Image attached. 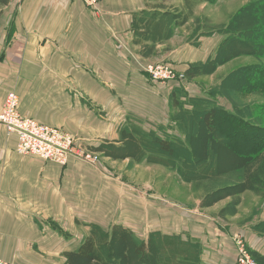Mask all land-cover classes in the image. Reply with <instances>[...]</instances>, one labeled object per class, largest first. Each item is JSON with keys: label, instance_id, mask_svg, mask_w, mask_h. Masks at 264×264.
Returning a JSON list of instances; mask_svg holds the SVG:
<instances>
[{"label": "crops", "instance_id": "1", "mask_svg": "<svg viewBox=\"0 0 264 264\" xmlns=\"http://www.w3.org/2000/svg\"><path fill=\"white\" fill-rule=\"evenodd\" d=\"M96 6L91 11L83 0H8L0 8V108L13 90L22 115L60 127L90 151L123 144L126 120L148 125V131L179 134L169 99L183 101L189 86L177 89L174 83L151 81L131 55L149 62L169 60L184 71L213 55L221 36L173 43V33H167L179 35L185 29L173 23L188 11V0H98ZM183 108H189L188 100ZM14 146L15 137L0 128V258L5 261L67 264L64 253L80 242L77 236L78 244L70 247L74 231L80 225L84 237L90 223L106 230L121 224L134 233L145 228L190 236L200 244L203 264H236L233 233L264 255V233L252 223L233 228L169 197V212L160 213L153 201L138 198L132 217L125 219L117 207L115 217L95 219L92 213L99 205L93 200L108 190L107 177L82 160L71 158L62 166L18 155ZM142 209L148 223L139 222ZM51 220L62 223L71 237H62Z\"/></svg>", "mask_w": 264, "mask_h": 264}, {"label": "rangeland", "instance_id": "2", "mask_svg": "<svg viewBox=\"0 0 264 264\" xmlns=\"http://www.w3.org/2000/svg\"><path fill=\"white\" fill-rule=\"evenodd\" d=\"M258 1L260 0L188 1V11L184 13V16L181 17L179 22L175 23V26H185V29L183 30L182 27L181 31H178L179 35L176 34V31L167 33L168 36L173 33V43L178 44L186 41L196 44V38L198 36H206L214 33L219 34L221 40L216 46L213 55L203 62L189 64L188 68L184 71H177L169 60H163L172 66L176 74H183L186 77V82L184 81V83L179 86L182 89L189 86L187 92L190 93L185 94L186 96H184L183 99L184 102L190 98L205 95V97L210 98L212 101H216V103L229 112H231V110H237L239 113L249 118H259L260 121L264 123V49L258 47V38L261 37V35L254 29L259 22H254L256 18L253 13ZM198 5H202L203 7H198V10H196ZM236 17L238 18V25L243 29L242 34H244L243 38L245 44L237 46L234 44L231 45L228 52L224 50L214 64L209 66L210 64H207V60L215 57L224 39V34L219 30L225 27L228 22L233 21ZM188 22L190 23L186 25L185 23ZM233 47L235 51L238 52L233 55V57L230 56L231 58L226 57L228 53L232 52ZM134 57L137 56L131 55L136 67H139V64L142 62L147 61H142L139 56L137 58ZM204 62L206 63L203 69L193 67ZM187 72H191L193 75L188 77L186 75ZM183 101L181 99V103H183L184 106ZM169 102L170 109H174L172 114H175L174 118L178 120L176 121V127L179 134H172L162 130H151L162 138L174 136L176 138L175 140L181 139L185 141L186 137L191 146L192 155L200 166V177H194L193 175L188 176L185 172V176H182L177 171L180 170V168L177 169L175 167L166 166V163L160 162L161 160L158 159L154 152H151L152 156L150 154L145 155V153H139L136 150L137 148L135 149L136 146L134 147L133 145L134 139L131 136L132 134H125L123 137V144L120 146L109 147L106 150L90 151L85 149L71 133L55 126L65 133L72 135L75 139L76 146L89 152L93 158L92 161L85 160L84 162L91 167L93 166L101 176L107 177L110 180H108V190L102 193V198L93 200L95 204L99 205L92 213L95 219L106 220L113 213L115 214L117 207L120 208L121 215H123L125 219L128 218L127 216L132 217V203L138 198L146 201V203H149L150 200L153 201L157 206V211L160 213L169 212L172 210V207L169 205V197L173 199V203H182V205L185 207L187 206L188 209L192 211L202 212L211 218L215 217V219H220L233 228L239 229V225L242 227L245 224L252 223L253 226L257 224V222L260 221V217H264V197L262 195L245 191L238 196L231 195L224 198L220 197L224 194L222 187L231 182H235L237 179L238 175L233 171L242 169L238 167V162H236L226 150V143L218 140L224 136L220 134L219 131L225 129L221 126L222 129L216 126L213 135L206 133L202 124L197 122L200 115L194 118L188 117L181 112L182 110L179 106L171 103V99H169ZM88 105L91 108H95L91 103H88ZM219 123L222 124L221 121H219ZM132 125L148 131V125L142 126L136 119L133 121L126 120L124 126L126 130H131L130 128H133ZM144 127H147V129ZM150 148H156V145L152 143ZM177 151L182 156L187 155V159H191L189 156L190 152L180 148L177 149ZM112 160H118V162L114 163ZM259 165V163H254L249 168L255 170ZM263 169L262 172H264ZM208 174L211 175L208 176ZM115 177L119 178L118 184L112 183ZM101 208L102 212L100 213L99 210ZM142 212L140 217L141 221L139 222L148 223L150 220L147 212L143 209ZM124 214H126V216ZM115 215H112V217H115ZM157 219L162 221L160 214ZM165 221H163L162 224ZM50 222L51 225L58 226V224H60V229L64 232H60L62 237H68V235L71 237V233L63 227L62 223L52 220ZM114 225H111L108 230ZM99 227L106 230L102 228V226ZM144 229L145 228L137 230L135 233L141 239L145 238L146 233H151ZM234 231H236V229ZM74 233L76 236L74 240L70 242V247L77 245L78 238L80 239L79 241H81L83 238L81 235L85 234L80 225H78ZM88 233L89 231H87L86 234ZM242 238L246 242L245 237L242 236ZM235 251H237L236 246Z\"/></svg>", "mask_w": 264, "mask_h": 264}, {"label": "trees", "instance_id": "3", "mask_svg": "<svg viewBox=\"0 0 264 264\" xmlns=\"http://www.w3.org/2000/svg\"><path fill=\"white\" fill-rule=\"evenodd\" d=\"M7 3L8 0H0V8ZM253 13L256 18L254 22H259L254 29L261 35L258 38V47L264 49V0L257 2ZM236 18L219 30L224 34V39L215 57L207 60L209 66L214 64L224 50L228 52L231 45L245 44L243 29L238 25V18ZM175 23L176 21L173 23L174 26ZM237 52L233 47L232 52L228 53L229 56L226 55V57H233ZM205 63H199L193 67L203 69ZM186 75L191 77L193 74L187 72ZM175 88L179 89L180 87L176 86ZM173 99L177 98L174 96L171 100L174 105L180 107L181 112L186 116L194 118L200 115L197 122L202 124L206 133L213 135L216 126L225 129L219 131L224 136L218 140L226 143V150L238 162V167L242 169L233 171L238 175L237 179L222 187L224 194L220 197L238 196L245 191L264 197V172H262L264 168V123L259 118H249L237 110L229 112L205 95L190 98L188 100L190 108L188 109L183 108V103ZM130 129L127 130L128 134H132L133 145L136 146L135 149L137 148L139 153L151 155V152H154L161 160L160 162L166 163V166L180 168L177 171L182 176H185L184 172L188 176H201L199 174L200 166L192 155L191 146L186 137L185 141H182L181 139L175 140L174 136L162 138L152 130L145 131L135 126ZM152 143L156 145V148H150ZM179 148L190 152L191 159H187V155L182 156L177 151ZM254 163L260 164L255 170L249 168ZM52 226L58 232H62L59 225ZM89 227V233L81 239L79 245L74 250L64 253L67 264H203L200 258V244L190 236L153 231L144 240L129 228L121 225H114L110 230H103L97 224H89ZM253 227L258 233H264V220H260ZM249 251L259 264H264V255L250 249Z\"/></svg>", "mask_w": 264, "mask_h": 264}, {"label": "built area", "instance_id": "4", "mask_svg": "<svg viewBox=\"0 0 264 264\" xmlns=\"http://www.w3.org/2000/svg\"><path fill=\"white\" fill-rule=\"evenodd\" d=\"M98 0H83L89 10L97 8ZM139 68L147 77L158 84L174 83L180 86L186 82L183 74H176L172 66L163 60L143 62ZM19 96L10 90L5 94L0 108V128L7 136L15 137L14 151L22 156H35L45 161L66 165L71 158L92 161L89 152L78 148L72 135L60 128L49 126L19 112ZM237 249L236 264H258L251 256L248 244L241 234H233ZM0 264H12L0 258Z\"/></svg>", "mask_w": 264, "mask_h": 264}, {"label": "bare ground", "instance_id": "5", "mask_svg": "<svg viewBox=\"0 0 264 264\" xmlns=\"http://www.w3.org/2000/svg\"><path fill=\"white\" fill-rule=\"evenodd\" d=\"M181 88V87H180Z\"/></svg>", "mask_w": 264, "mask_h": 264}]
</instances>
